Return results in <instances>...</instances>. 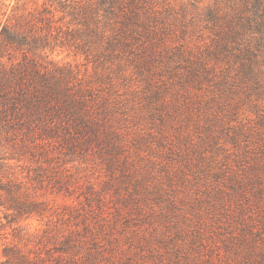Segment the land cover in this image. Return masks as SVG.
Masks as SVG:
<instances>
[{
	"label": "trees",
	"instance_id": "trees-1",
	"mask_svg": "<svg viewBox=\"0 0 264 264\" xmlns=\"http://www.w3.org/2000/svg\"><path fill=\"white\" fill-rule=\"evenodd\" d=\"M18 8L0 264H264V0Z\"/></svg>",
	"mask_w": 264,
	"mask_h": 264
},
{
	"label": "rangeland",
	"instance_id": "rangeland-1",
	"mask_svg": "<svg viewBox=\"0 0 264 264\" xmlns=\"http://www.w3.org/2000/svg\"><path fill=\"white\" fill-rule=\"evenodd\" d=\"M162 1V0H160ZM168 1L174 6H178L182 0H163ZM38 2V4H36ZM45 0H0V20L5 19L8 15L12 13L13 6L18 5L19 8L15 10V20L22 14L27 13L28 8L34 9L36 6L42 5ZM6 13V14H4ZM65 57L66 59H74L73 56H66V53H63L59 58ZM1 215V213H0ZM2 258L1 253V244H0V260Z\"/></svg>",
	"mask_w": 264,
	"mask_h": 264
}]
</instances>
